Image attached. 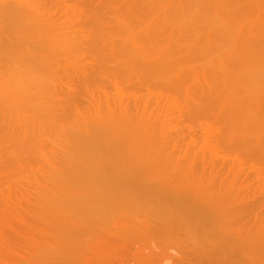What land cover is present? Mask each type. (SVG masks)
I'll return each instance as SVG.
<instances>
[{
	"label": "bare ground",
	"instance_id": "bare-ground-1",
	"mask_svg": "<svg viewBox=\"0 0 264 264\" xmlns=\"http://www.w3.org/2000/svg\"><path fill=\"white\" fill-rule=\"evenodd\" d=\"M0 264H264V0H0Z\"/></svg>",
	"mask_w": 264,
	"mask_h": 264
}]
</instances>
